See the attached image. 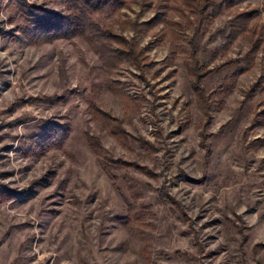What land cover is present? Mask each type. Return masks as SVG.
Here are the masks:
<instances>
[{
  "label": "rangeland",
  "instance_id": "374dc122",
  "mask_svg": "<svg viewBox=\"0 0 264 264\" xmlns=\"http://www.w3.org/2000/svg\"><path fill=\"white\" fill-rule=\"evenodd\" d=\"M8 1L0 264H264V0L210 19L193 11L199 0H126L100 18L142 48L138 63L79 36L32 43ZM103 156L120 162L107 169Z\"/></svg>",
  "mask_w": 264,
  "mask_h": 264
},
{
  "label": "trees",
  "instance_id": "16d2710c",
  "mask_svg": "<svg viewBox=\"0 0 264 264\" xmlns=\"http://www.w3.org/2000/svg\"><path fill=\"white\" fill-rule=\"evenodd\" d=\"M56 1L62 6L60 11L38 5H24L15 0L8 1L10 4L15 3L18 7L19 13L24 19L23 32L30 33L27 37L30 39V42L39 44L44 41L51 42L56 38L79 36L92 43L99 53L112 54V57L117 60L139 62L142 48H139L132 40H127L122 35L113 32L110 26L105 24L100 18L105 13L116 12L120 7L126 4V0ZM244 1L247 0H222L221 2H217V0H199L198 2L193 1L191 7L193 11L201 17L210 19L211 17L217 16L225 7ZM249 19V11L238 13L231 19L230 35L233 36L239 29H242ZM143 24L149 25L150 22ZM132 25L137 27L139 24L133 22ZM261 39L262 37L260 36V38H257L252 43L250 51L255 50ZM111 43H115L117 46L113 48L110 45ZM189 71H191L194 90L199 96L203 97L199 83L202 77L205 76L207 70L201 69L200 65L197 64V60H194ZM108 119H110V125H119V123H115V118L108 117ZM114 127L115 125L113 126V130L117 131ZM118 130L120 131L121 128H118ZM56 131L61 133L63 129L61 128L55 131L54 129L49 130L48 133L41 135L42 139L37 140L36 144L40 143V146L49 145L54 139H58L59 133ZM96 147L93 148L95 151H97ZM97 154L100 156L99 152ZM119 162V160L112 159L109 156H103L102 158V163L107 169H109L112 164H117Z\"/></svg>",
  "mask_w": 264,
  "mask_h": 264
}]
</instances>
